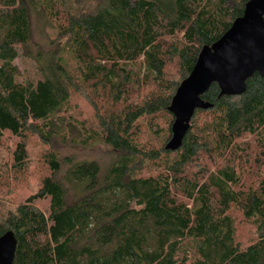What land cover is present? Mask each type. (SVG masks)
I'll use <instances>...</instances> for the list:
<instances>
[{"label":"trees","instance_id":"1","mask_svg":"<svg viewBox=\"0 0 264 264\" xmlns=\"http://www.w3.org/2000/svg\"><path fill=\"white\" fill-rule=\"evenodd\" d=\"M250 1L29 0L67 39L69 58L39 55L41 78L23 83L14 62L30 38L25 0H0V147L11 140L19 173L35 142L45 169L34 194L0 212V237L17 241L12 264H264L262 76L233 96L212 81L169 147L178 89ZM75 94L92 127L64 115ZM64 126L83 139L61 135ZM55 140L99 143L112 161L61 159ZM236 212L255 230L247 245Z\"/></svg>","mask_w":264,"mask_h":264},{"label":"rangeland","instance_id":"2","mask_svg":"<svg viewBox=\"0 0 264 264\" xmlns=\"http://www.w3.org/2000/svg\"><path fill=\"white\" fill-rule=\"evenodd\" d=\"M67 5L73 6V0H66ZM90 2L85 3L84 11L90 9ZM25 7L30 22V38L27 45L18 48V58L14 64L17 67L20 77L19 82L31 83L41 78L37 60L40 56L46 54L55 56V58L62 56L64 59H68V54L62 51V48L67 42L66 38H62L58 33V29L54 26V23L48 18V16L37 7L33 6L29 0H25ZM40 55V56H39ZM170 75H176V67L168 69ZM66 117H71L75 122H83L87 127L94 125L93 112L91 106L86 98L82 95L75 94L66 108ZM77 127H60V134L67 138L79 143L82 140V136L76 129ZM7 140L0 147V212L6 213L12 211L18 204L22 203L37 191L39 181L45 174V169L42 167L39 155V146L35 142L29 144L28 159L25 165L26 171L19 173L15 172V168L12 165V150L13 146ZM53 144L55 152L61 159L66 157L76 159H95L99 161L101 168L107 166L112 161V154L105 150L99 143L90 144L86 149H82L77 145H71L70 143H62L55 140ZM204 159L203 155L200 156V160ZM210 169H213L207 163ZM199 167L193 166L191 168V174H197ZM255 176L246 175L244 177V185L248 186L251 180L253 181ZM47 200H40L36 203L37 207L45 211L47 208ZM232 217L238 221L237 224V237L239 242L243 245L250 243L255 236V230L249 222L244 221L238 212L234 213Z\"/></svg>","mask_w":264,"mask_h":264},{"label":"water","instance_id":"3","mask_svg":"<svg viewBox=\"0 0 264 264\" xmlns=\"http://www.w3.org/2000/svg\"><path fill=\"white\" fill-rule=\"evenodd\" d=\"M258 73L264 79V0L250 1L243 17L219 40L212 51H206L197 62L192 76L178 89L172 104L176 117L170 148H176L186 132L185 122L198 96L212 81L222 93L238 95L244 91L245 79ZM17 241L11 231L0 237V264H12Z\"/></svg>","mask_w":264,"mask_h":264}]
</instances>
